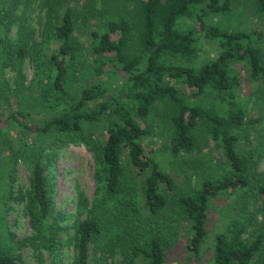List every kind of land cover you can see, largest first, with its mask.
Instances as JSON below:
<instances>
[{"label": "trees", "instance_id": "1", "mask_svg": "<svg viewBox=\"0 0 264 264\" xmlns=\"http://www.w3.org/2000/svg\"><path fill=\"white\" fill-rule=\"evenodd\" d=\"M234 1L138 0V20L107 23L103 33L91 32L88 45L76 35L74 10L68 7L60 22L51 16L45 24L42 35L55 48L44 53L29 29H21L12 45L0 38V69L20 67L15 84L2 90L21 104L4 121L0 117L12 139L8 162L13 172L20 160L28 166L30 184L20 197L34 231L27 242L48 253L52 264H61L63 242L46 148L59 142L84 144L98 164L96 198L70 239L74 264H89L92 249L102 256L118 253L121 264H167L184 229L188 264H201L210 210L222 198L230 201V217L215 237L209 264H264V221L254 211H263L264 219V133H256L263 119L248 116L235 72L244 64L249 81L264 95V32H231L207 20L232 12ZM254 7L264 19V0H254ZM10 16L2 12L0 24ZM194 17L200 35L178 30L180 18ZM202 35L217 48L212 60L197 69L192 64ZM28 57L34 68L29 93L36 95L31 101L24 96L21 70ZM80 66L84 81L78 84ZM114 76L122 82L116 90L110 81ZM205 97L210 106L201 103ZM44 109L49 112L43 120L33 121V113ZM154 115L161 119L171 161L190 156L205 132L224 157L217 172L182 190L145 149V139L155 131L141 122ZM99 124L105 135L94 139L89 127ZM168 212L165 225L158 218ZM0 264H18V258L0 252Z\"/></svg>", "mask_w": 264, "mask_h": 264}, {"label": "rangeland", "instance_id": "2", "mask_svg": "<svg viewBox=\"0 0 264 264\" xmlns=\"http://www.w3.org/2000/svg\"><path fill=\"white\" fill-rule=\"evenodd\" d=\"M74 10L76 21V35L85 45L89 44L92 31L103 33L106 31L105 25L110 22H119L122 19L130 21L138 20L140 13L138 10V0H0V14L11 15L6 23L0 24V38L8 39L9 45L15 44L19 38L21 29L30 30L33 33V42L41 44L38 51L45 52L53 50L55 43L49 42L42 35L45 24L49 17L62 19L66 8ZM5 9V11H4ZM208 24L217 26L227 31H261L264 32V19L259 16L254 7V0H235L232 12L226 15H213L208 17ZM6 25V26H5ZM177 28L183 33L189 31L200 35L201 28L196 18H180ZM116 37L115 35L113 36ZM42 48V49H41ZM217 45L207 41L204 36L200 37L199 56L192 64L199 69L204 64L210 62L216 54ZM49 52V51H47ZM4 56H7L6 54ZM83 61V60H81ZM87 62H89L87 60ZM244 64L235 66V72L241 77L240 98L246 101L247 114L249 117L263 120L258 126L257 136L263 135L264 131V95L258 86L249 81V72ZM81 66L76 72V83L80 84L84 80L80 77ZM19 68L0 69V117L3 121L9 117L14 110L21 106L18 98L7 94L2 95V90L6 85L12 87L18 75ZM24 74L25 95L31 100H35L36 95L29 93L31 88L34 68L31 57L26 58L21 65ZM83 75H87L84 73ZM111 87L116 90L122 83L118 76L110 78ZM26 101V100H24ZM194 101V100H193ZM201 103L210 106L207 97L201 99ZM22 104L23 101L21 102ZM35 109V108H34ZM36 110H40L38 107ZM35 110V111H36ZM162 111L159 106L156 109ZM30 111H33L30 109ZM43 113L33 116V121L43 120ZM161 119L156 115L149 117V120L141 122L144 128L155 131L154 136L146 138L144 141L147 153L161 161L164 168L170 171L182 190L190 191L195 186L196 180H203L208 175L217 172V168L224 161L220 149H215L214 143L206 138V133H199L198 148L190 156L171 161L166 153L167 137L164 129L160 127ZM102 124L89 127L93 131L94 139L104 137ZM8 124L0 123V252L10 251L18 258V264H52L51 256L27 242L33 235V229L29 218L25 215V202L20 198L23 196L30 184V172L27 164L20 160L13 172L11 164L8 162L11 137L8 134ZM260 141V139L258 138ZM62 145V146H61ZM46 155L49 159L48 175L54 185V201L56 212L60 217L61 241L63 242L61 264H74L75 249L72 239L74 235V225L77 220L88 217V210L97 195V160L93 151H90L84 144H53L52 148H46ZM264 170V162L261 166ZM255 208L256 217L259 222H263V211ZM259 211V212H258ZM261 212V213H260ZM171 213L161 215L158 220L167 225ZM230 217V201L227 199H217L213 202L210 210V218L207 223L209 236L202 248L201 264H209L213 256V247L216 235L223 229L227 219ZM186 231V229H184ZM182 230L178 245L169 251L167 264H188L189 255L186 252L187 232ZM110 256L109 253L102 256V253L91 251L89 264H121L122 257L118 253Z\"/></svg>", "mask_w": 264, "mask_h": 264}]
</instances>
